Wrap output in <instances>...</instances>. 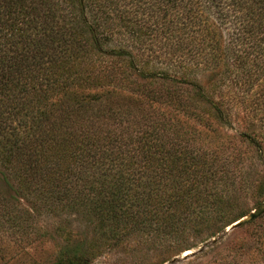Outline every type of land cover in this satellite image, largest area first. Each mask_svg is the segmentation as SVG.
<instances>
[{"label":"trees","instance_id":"16d2710c","mask_svg":"<svg viewBox=\"0 0 264 264\" xmlns=\"http://www.w3.org/2000/svg\"><path fill=\"white\" fill-rule=\"evenodd\" d=\"M234 104L263 160L264 0H0V264L40 239L51 264L165 258L239 219L228 154L173 122L221 126Z\"/></svg>","mask_w":264,"mask_h":264},{"label":"rangeland","instance_id":"374dc122","mask_svg":"<svg viewBox=\"0 0 264 264\" xmlns=\"http://www.w3.org/2000/svg\"><path fill=\"white\" fill-rule=\"evenodd\" d=\"M112 70L118 71L114 62ZM145 84L150 89L159 91L175 88L160 81ZM180 92L186 93L184 90ZM228 94L230 97L226 95L224 102L233 98L232 90ZM128 98L136 99L134 95L127 93L122 97L126 101ZM133 106L134 109L146 112H154L151 109L155 107L148 101L137 102ZM156 112L158 115L172 117V120L176 119L164 109ZM248 116L246 110L234 104L231 115L227 116L226 122L221 126L217 123L212 124L211 128H205L198 122L182 117L173 121L176 122L178 133L191 137L189 140L194 143V147L224 150L228 154L230 190L228 193L225 191L224 196L236 198L231 216L249 212L264 201V159L260 160L252 148L242 144L236 137L241 129H245L256 119ZM232 223L214 236L206 239L193 238L189 242V245H193L189 250L169 257L164 258V253L158 251L159 246H153L152 249L143 246L134 250L121 247L97 256L90 264H264V213L241 225L231 226ZM77 232L81 230L78 229ZM57 245L58 242L56 244L47 239L35 240L6 264H51L56 260Z\"/></svg>","mask_w":264,"mask_h":264},{"label":"water","instance_id":"95a60500","mask_svg":"<svg viewBox=\"0 0 264 264\" xmlns=\"http://www.w3.org/2000/svg\"><path fill=\"white\" fill-rule=\"evenodd\" d=\"M264 213V201L260 203L257 207L252 209L249 212H246L243 216H241L239 219L235 220L231 226L241 225L251 219H254Z\"/></svg>","mask_w":264,"mask_h":264}]
</instances>
